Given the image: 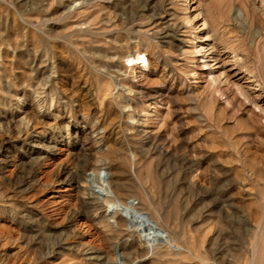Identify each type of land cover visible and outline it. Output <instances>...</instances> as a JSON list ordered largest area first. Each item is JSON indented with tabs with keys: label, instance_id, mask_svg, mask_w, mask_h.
I'll return each mask as SVG.
<instances>
[{
	"label": "rangeland",
	"instance_id": "374dc122",
	"mask_svg": "<svg viewBox=\"0 0 264 264\" xmlns=\"http://www.w3.org/2000/svg\"><path fill=\"white\" fill-rule=\"evenodd\" d=\"M234 54L263 86L264 0H0V264H264Z\"/></svg>",
	"mask_w": 264,
	"mask_h": 264
},
{
	"label": "bare ground",
	"instance_id": "6f19581e",
	"mask_svg": "<svg viewBox=\"0 0 264 264\" xmlns=\"http://www.w3.org/2000/svg\"><path fill=\"white\" fill-rule=\"evenodd\" d=\"M257 7H258V5H257ZM209 49H211V48H209ZM214 50V49H213ZM207 57H208V55H207ZM236 57V60H235V62H234V60H233V62H234V64H236L238 67L237 68H239V70L237 71V72H235V71H232V69L231 68H225V67H223L222 68V71H221V74H222V78H223V81H225V82H229V83H231L232 85H234V86H236V88H238V89H242L243 87H242V85H241V83H238L237 82V78L238 77H236L237 76V74L239 73V72H245L246 74H247V78H246V81L245 82H247V84H245V85H249V84H251V83H253V82H255V84L256 85H258L260 88H262L263 86H262V83L260 82V80H259V78H257V76L254 74V73H252L251 71H248V70H246L245 68H243L242 66V64L240 63V60L238 61V57H237V55H235L234 54V58ZM213 59V58H212ZM229 59V58H228ZM241 59H242V57H241ZM221 74H220V76H221ZM217 75V74H216ZM219 76V77H220ZM250 82V83H249ZM247 89V88H246ZM257 99V98H256ZM253 105H254V108H258V110L259 111H261V112H263L264 113V105L263 104H261V103H259V100L258 101H255V100H253ZM256 130V129H255ZM207 232V231H206ZM210 242V241H209ZM254 243V242H253ZM209 244V243H208ZM199 260V259H198Z\"/></svg>",
	"mask_w": 264,
	"mask_h": 264
}]
</instances>
